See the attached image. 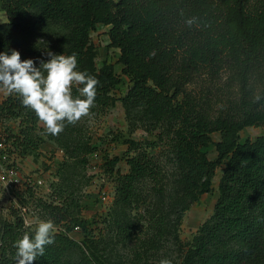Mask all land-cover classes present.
I'll use <instances>...</instances> for the list:
<instances>
[{
    "label": "trees",
    "instance_id": "obj_1",
    "mask_svg": "<svg viewBox=\"0 0 264 264\" xmlns=\"http://www.w3.org/2000/svg\"><path fill=\"white\" fill-rule=\"evenodd\" d=\"M0 10L7 16L0 24V51L16 50L21 60L41 59L28 42L46 21L73 24V45L81 50L96 24L109 26L110 45L119 50L122 72L131 83L129 94L158 113V141L169 148L178 173L168 193L163 167L148 152L157 141L146 148L128 141L126 173L115 170L117 157H104L102 164L103 172L115 175L106 239L92 234L78 216L77 202L61 196L44 209L56 224L78 226L86 242L54 233V243L33 264H118L114 241L138 245L134 256L142 259L169 237L181 250L182 214L211 191L220 166L213 212L174 264H264V136L239 142L242 129L264 124V0H0ZM227 68L233 72L222 80ZM93 76L99 81L94 104L107 105L119 78L110 65ZM0 112L29 113L32 124L38 120L15 94L0 104ZM216 132L220 139L214 142ZM21 145L27 147L24 139ZM209 145H214V159L203 151ZM147 181L152 185L142 196L138 187ZM150 199L156 203L149 209ZM11 215L13 221L0 224V264H15L14 241L32 233L18 212Z\"/></svg>",
    "mask_w": 264,
    "mask_h": 264
},
{
    "label": "rangeland",
    "instance_id": "obj_2",
    "mask_svg": "<svg viewBox=\"0 0 264 264\" xmlns=\"http://www.w3.org/2000/svg\"><path fill=\"white\" fill-rule=\"evenodd\" d=\"M6 21L5 12L0 10V24ZM108 30L109 26L96 24L94 29L89 31L88 42L81 50L73 45V24L49 20L43 25V31L35 33L28 42L41 52V59L36 60L37 67L39 61L49 59V52L64 55L76 53L78 70L93 75L102 66L110 65L119 78V83L110 90L107 105L94 104L89 113L76 123L65 122L64 130L55 136L48 134L39 120L32 124L29 113L5 116L0 112V140L6 142L8 164L11 162L18 166L20 175L25 180L23 186L11 188L2 176L3 169L0 168V224L3 221H13L12 211L22 216L29 231L35 228L36 220L51 219L54 222L44 209V204L56 205L62 200L61 196H68L69 201L78 203V216L86 220L89 229L93 230L92 234L102 233L101 235L106 239V221L109 219L115 198V175L103 172L102 164L104 157L109 159L117 157L115 170L121 174L126 173L125 156L128 151V141L138 142L143 148L147 147V142L157 141L156 147L153 150L149 147L148 152L154 154L163 167L162 173L165 174L164 180L167 183L164 186L165 191L172 192L178 173L172 163L173 156L169 148L162 141H158V133L162 130V123L158 120L159 115L145 107L143 101L134 99L129 94L131 83L122 72L119 50L110 45ZM232 72V68H227L222 80ZM72 92L74 96H78L79 86L73 85ZM9 95L0 88V104ZM32 114H35L34 111ZM21 129L27 131L25 133L27 136L20 135ZM258 136H264V124L242 129L239 133V142L253 141ZM12 137L18 139L14 141ZM211 138L216 142L220 139V134L213 133ZM22 139L27 143V147L21 145ZM203 151L209 159L216 157L214 145H209ZM222 169L223 167L220 166L215 170L211 191L200 195L198 200L182 214L178 228L181 250L172 244V239L169 237L159 251L142 259L140 255L134 256V253L139 251L138 245L114 241L118 264H159L162 258L170 259L172 264L178 263L182 258V249L213 212L219 196L218 185ZM65 177L66 184L63 183ZM148 181L143 187H138V192L142 196L147 194L149 186L152 185ZM148 201H151L150 209L156 200ZM169 201L170 199L167 198L166 202L170 203ZM143 209L144 206L140 205L138 213L143 214ZM131 213L133 214V211ZM166 219L172 222L174 216L169 214ZM28 221L33 223L29 224ZM54 224L55 233H66L80 243L86 242L81 229L75 231L72 225L55 222ZM88 237L92 238L91 235Z\"/></svg>",
    "mask_w": 264,
    "mask_h": 264
},
{
    "label": "clouds",
    "instance_id": "obj_3",
    "mask_svg": "<svg viewBox=\"0 0 264 264\" xmlns=\"http://www.w3.org/2000/svg\"><path fill=\"white\" fill-rule=\"evenodd\" d=\"M191 25L192 19L186 20ZM47 61L21 60L16 50L0 51V88L21 98V103L34 111L48 134L58 135L65 122L74 124L89 113L94 105L99 81L87 71L78 70L77 54L48 53ZM73 85L79 86L74 96ZM27 223L31 224L32 221ZM55 224L51 219L36 220L32 233L14 241L15 264H33L43 257L45 247L54 243ZM159 264H172L162 258Z\"/></svg>",
    "mask_w": 264,
    "mask_h": 264
},
{
    "label": "built area",
    "instance_id": "obj_4",
    "mask_svg": "<svg viewBox=\"0 0 264 264\" xmlns=\"http://www.w3.org/2000/svg\"><path fill=\"white\" fill-rule=\"evenodd\" d=\"M8 152L6 148V142L1 139L0 140V168L3 169L4 179L7 180V183L11 188H16L19 186H23L25 184V180L20 175L18 170V166L13 165L11 162L8 164ZM75 231L79 230L78 226L73 227Z\"/></svg>",
    "mask_w": 264,
    "mask_h": 264
}]
</instances>
